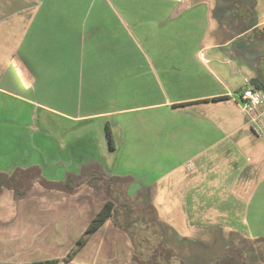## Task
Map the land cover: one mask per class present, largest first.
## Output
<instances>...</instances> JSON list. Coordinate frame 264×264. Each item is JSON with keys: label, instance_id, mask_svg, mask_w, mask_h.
<instances>
[{"label": "crops", "instance_id": "0c3cea01", "mask_svg": "<svg viewBox=\"0 0 264 264\" xmlns=\"http://www.w3.org/2000/svg\"><path fill=\"white\" fill-rule=\"evenodd\" d=\"M240 2L16 1V23L22 25L14 36L12 30L0 32V47L9 54L0 63V104L6 105L2 117H12L0 122V172L38 166L48 178L64 180L67 174L78 175L83 166L97 164L108 176H131L123 168L129 163L121 161V145L127 142L133 151L164 149L176 159L183 152L196 150L198 156L217 146L219 125L227 123L223 117L229 118L226 110L233 103L243 113L225 70L231 76L236 63L235 75L250 71L251 76H245L249 83L264 63V50L263 60L246 57L254 41L264 42V16L251 23ZM0 5L5 7L1 26L13 16L11 0H0ZM212 26L223 31L224 39L211 35L206 43ZM235 42L238 46L231 49ZM219 49L224 60L208 56ZM9 58L21 70L20 79L10 71ZM233 58L237 62L232 63ZM25 115L27 122L19 121ZM133 174L140 181L133 179L127 187L132 197L147 184L141 179L146 174ZM93 191L82 184L74 195H59L56 201L40 190L33 193L38 199L32 200V194L19 202L11 193L2 194L0 262L63 258L97 212L87 209L84 217L73 198ZM18 224L20 231L15 232L21 239L34 233L29 238L34 245H49L56 255L11 262L8 248L29 243L12 242V228ZM105 224L73 260L59 264H130L129 239L114 228L107 231Z\"/></svg>", "mask_w": 264, "mask_h": 264}, {"label": "rangeland", "instance_id": "374dc122", "mask_svg": "<svg viewBox=\"0 0 264 264\" xmlns=\"http://www.w3.org/2000/svg\"><path fill=\"white\" fill-rule=\"evenodd\" d=\"M16 1L18 0H11L10 5L13 21L0 26V32L5 31L9 34L13 31V36L22 25V23H16L19 15L15 11ZM240 5L251 23L264 16V0H243ZM4 10L5 7L0 5V13H3ZM15 25H18L16 29ZM210 31L213 33L207 34L206 43L211 35L220 41L224 39L221 29L212 26ZM261 31L264 32V29ZM11 39L14 41L13 37ZM237 43H233L231 49L234 45L238 46ZM253 43V50L249 51L246 57H260V60H263L264 42L254 41ZM214 51L208 53V56H219L220 60L226 58L222 49L217 50L216 53ZM5 56L8 58V51L5 53L0 47V63L4 62ZM8 62L10 65L12 64V67L10 66L12 74H16L20 79L21 70L18 69L17 63L14 60L11 62V58L8 59ZM235 62L237 61L233 58L232 63ZM236 65L235 63L231 66V76L228 70L227 72L225 70V75L231 82V90L235 99L239 100L238 93L248 86L245 76L250 77L251 73L244 71L245 75H235L238 72V65ZM2 73L3 71H0V74ZM5 109L6 105L4 106L2 102L0 104V122L12 119V117H2ZM260 111H264V104L261 105ZM226 112H228L229 118H223L227 120V123L223 122L219 125L221 128L220 143L198 156L195 155L198 154V151L192 150L188 151L186 155L183 152L181 157L176 159L172 154L168 155L164 149L133 151L132 143L127 142L125 146L121 145V161L129 163L123 165V168L130 171L128 173L137 181H140V178L135 177L133 172L146 174V179L145 176H141L144 185L147 183L142 189L143 192L139 191L133 197L127 196L138 207L150 204L155 208L159 223L158 229L153 230L152 227L147 232V236L154 239V232L160 233L166 246L174 251L177 258L184 259L187 264H208L219 257L227 245H235L241 238L264 239V120L260 119L258 124L248 122L247 116L241 113L233 103L230 110H226ZM19 121L27 122L26 115L19 117ZM257 125H260L263 130L257 131ZM130 137L131 135H128V138ZM155 145L163 146L159 142ZM131 156H135V158L126 159ZM41 175L45 180L51 182L65 180H52L43 171ZM94 189L97 190V185L94 186ZM39 190L49 192L47 198L52 201L60 200L59 195H63L33 185L28 198ZM87 191L85 190V192ZM4 193L11 192L5 191ZM34 196L35 194H33V198L31 197L32 200L38 199ZM63 196L66 197V195ZM86 196L88 194H83L80 198L74 197L73 200L81 207L84 217L87 218V209L93 212L98 211L104 199ZM142 223L145 225L148 223L145 216L142 217ZM110 224V222H106L104 229L111 231L113 227ZM17 226L20 225L12 228L10 237L12 242L29 243L27 246L13 245L8 248L7 258L11 262L18 263L34 257L56 255L55 249L49 245L38 247L34 245L35 241L29 239L34 238V233L31 230L28 233L33 234L28 235L29 238L21 239L22 235L15 232L19 230ZM240 249L248 263H264V260L262 261L264 242L257 243L250 248L240 246ZM130 264H133L131 258ZM175 264H180L178 259L175 260Z\"/></svg>", "mask_w": 264, "mask_h": 264}, {"label": "trees", "instance_id": "16d2710c", "mask_svg": "<svg viewBox=\"0 0 264 264\" xmlns=\"http://www.w3.org/2000/svg\"><path fill=\"white\" fill-rule=\"evenodd\" d=\"M243 1V0H238ZM247 28L240 29L244 32ZM264 41V32L262 35ZM258 76L249 80L251 88L264 94V63H259ZM108 146L114 149L113 135L108 125L105 127ZM133 182L131 176H108L97 164L83 166L78 175L67 174L62 182L45 180L38 166L15 168L11 172H0V196L9 191L13 200H23L30 196L33 185H38L45 190L59 192L64 195H74L78 187L96 186L97 193L92 192L91 197L102 198L103 202L86 224L85 230L77 238L66 256L61 259L34 261L26 264H59L73 260L75 255L85 246L90 237L98 232L106 222H110L114 229L119 230L129 239L132 247L131 263L133 264H175L178 259L180 264H187L182 258H177L174 251L167 247L160 233L154 232L155 238H149L147 232L153 227L158 229V220L155 208L150 204L142 207L136 206L126 194L127 187ZM143 192V191H142ZM148 223H142V217ZM182 240H185L182 238ZM188 240V239H187ZM264 239L241 238L235 245H227L221 255L208 264H251L246 261L240 246L251 247ZM263 261V260H262ZM0 264H9L1 263ZM254 264H264L255 262Z\"/></svg>", "mask_w": 264, "mask_h": 264}, {"label": "built area", "instance_id": "2783aa9c", "mask_svg": "<svg viewBox=\"0 0 264 264\" xmlns=\"http://www.w3.org/2000/svg\"><path fill=\"white\" fill-rule=\"evenodd\" d=\"M248 86L239 93V100H235L242 112L247 116V119L252 124H258L260 119L264 120V111H260V107L264 104V94L258 90L251 88L248 81ZM263 130L260 125H257V131Z\"/></svg>", "mask_w": 264, "mask_h": 264}, {"label": "flooded vegetation", "instance_id": "af4514ba", "mask_svg": "<svg viewBox=\"0 0 264 264\" xmlns=\"http://www.w3.org/2000/svg\"><path fill=\"white\" fill-rule=\"evenodd\" d=\"M92 188H94V187H92ZM142 191V190H141Z\"/></svg>", "mask_w": 264, "mask_h": 264}]
</instances>
